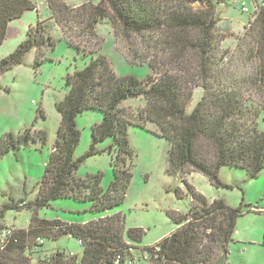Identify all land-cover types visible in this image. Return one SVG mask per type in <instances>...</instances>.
Instances as JSON below:
<instances>
[{
	"label": "trees",
	"instance_id": "obj_1",
	"mask_svg": "<svg viewBox=\"0 0 264 264\" xmlns=\"http://www.w3.org/2000/svg\"><path fill=\"white\" fill-rule=\"evenodd\" d=\"M44 1L52 13L48 20L41 19L33 0H0V46L12 22L27 12L38 13L37 25L28 29L26 39L0 59V80L23 65L32 51L36 67L44 65L46 53L56 45L51 27L90 61L67 75L69 92L56 104L61 122L36 197L10 198L0 208V235L7 233L0 238V264H215L222 247L232 242L245 211L230 207L224 199L209 201L190 185V212H169L177 230L151 247L140 248L143 231L127 230L121 213L76 225L42 219L39 212L60 199L91 202L95 213L122 205L132 179L129 129L148 130L149 124L169 142V176L198 173L217 189L233 188L221 180L223 168L240 169L249 180L257 179L264 172V3L257 6L231 51L221 48L227 36L218 34L220 8L229 0H100L98 4L85 0L78 6L66 0ZM105 20L127 62L149 65L151 76L145 80L117 76L101 53V42L97 50L74 42L99 45L97 26ZM196 89H202L203 96L188 114ZM138 97L145 99V107L136 113L123 107ZM89 111L100 112L103 119L92 127L90 150L76 159L81 141L77 118ZM108 139L113 141L108 149L113 179L104 190L101 175L81 180L76 174L87 157L100 153L97 145ZM31 143L45 147L47 132L28 128L3 135L0 161ZM177 195L182 196L179 191ZM10 210L31 212L26 229L4 224ZM66 236L80 243L81 261L66 251L43 250L46 240ZM137 250L141 255L135 254Z\"/></svg>",
	"mask_w": 264,
	"mask_h": 264
},
{
	"label": "rangeland",
	"instance_id": "obj_2",
	"mask_svg": "<svg viewBox=\"0 0 264 264\" xmlns=\"http://www.w3.org/2000/svg\"><path fill=\"white\" fill-rule=\"evenodd\" d=\"M38 5L44 20L51 18V11L44 0H33ZM70 5H81L85 0H66ZM98 4L100 0H91ZM246 2L249 13H244L241 3ZM264 0H229L220 8L221 22L218 25L219 36H227L221 48L233 51L236 38L246 32L251 16L262 5ZM32 16V23L30 17ZM38 15L35 11L26 13L17 20L8 32L5 43L0 46V59L13 53L26 39L30 26L35 27ZM97 40L86 45V49L97 50L102 44L101 53L111 62L117 76H135L141 80L153 74L149 65H132L117 49L115 36L109 21L105 20L97 26ZM51 36L55 48L46 53V62L36 67L35 52L27 55L23 65L15 67L0 80V139L7 133L19 134L28 128L46 131L48 143L45 147L32 144L17 152H10L0 161V208L10 202L33 200L38 191V184L45 174L50 152L57 138L61 116L56 104L64 100L69 92L66 84L67 75L82 69L89 58H84L69 46L66 38L56 27H51ZM101 47V46H100ZM87 59V60H86ZM203 90L196 89L193 100L187 108L190 114L202 99ZM123 107L136 113L145 107L143 97L127 100ZM102 114L98 111L87 112L77 118V127L81 132V141L75 150V158L86 155L92 145V127L102 122ZM264 126V123H263ZM148 130L131 127L129 129L130 145L133 157L128 160L132 172L131 183L124 203L112 210L95 213L91 202H77L73 199H60L50 208L40 210L39 217L46 220H60L69 224L82 225L116 214L125 215L126 229L143 231L140 248L155 246L173 234L178 226L169 217V212L183 215L190 212L192 200L187 185L194 187L209 201L224 199L232 208L242 207L244 215L237 221L236 232L228 246L226 264H264V172L257 179H248L245 171L223 168L221 180L232 186L225 189L212 186L201 174L179 175L167 174L169 168V142L160 137L159 129L149 124ZM112 140L97 145L100 152L89 156L77 171L78 179L101 175V187L107 190L113 179L111 168L112 157L109 147ZM179 191L182 196L177 195ZM258 208V209H257ZM250 211V212H248ZM31 219L27 210L7 212L4 224L9 228L26 229ZM43 250L47 253L66 251L76 255L79 261L83 257L80 243L69 236L59 241L46 240ZM135 254L141 255L140 250Z\"/></svg>",
	"mask_w": 264,
	"mask_h": 264
},
{
	"label": "water",
	"instance_id": "obj_3",
	"mask_svg": "<svg viewBox=\"0 0 264 264\" xmlns=\"http://www.w3.org/2000/svg\"><path fill=\"white\" fill-rule=\"evenodd\" d=\"M227 257H228V248L227 246L224 245L221 249V253L215 264H225Z\"/></svg>",
	"mask_w": 264,
	"mask_h": 264
},
{
	"label": "built area",
	"instance_id": "obj_4",
	"mask_svg": "<svg viewBox=\"0 0 264 264\" xmlns=\"http://www.w3.org/2000/svg\"><path fill=\"white\" fill-rule=\"evenodd\" d=\"M242 8H243V12H244V13H248V12H249V9H248V7H247V5H246L245 3L242 4ZM6 234H7V233H2V234L0 235V238H1V239L5 238V237H6Z\"/></svg>",
	"mask_w": 264,
	"mask_h": 264
},
{
	"label": "crops",
	"instance_id": "obj_5",
	"mask_svg": "<svg viewBox=\"0 0 264 264\" xmlns=\"http://www.w3.org/2000/svg\"><path fill=\"white\" fill-rule=\"evenodd\" d=\"M47 6H48V5H47ZM48 8H49V7H48ZM27 13H28V12H27ZM36 13H37V12H36ZM39 14H40V10H39ZM37 15H38V13H37ZM40 17H41V19H43L42 16H41V14H40ZM51 17H52V13H51ZM31 19H32V16L30 17V22L32 21ZM43 20H44V19H43ZM16 21H17V20H16ZM16 21H14V22L11 23V25H10V27H9V30L11 29V26H12ZM31 23H32V22H31ZM30 27H31V26H30Z\"/></svg>",
	"mask_w": 264,
	"mask_h": 264
}]
</instances>
